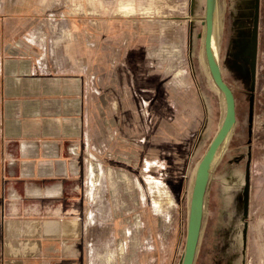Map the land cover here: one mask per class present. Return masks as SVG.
I'll list each match as a JSON object with an SVG mask.
<instances>
[{"label": "rangeland", "instance_id": "obj_1", "mask_svg": "<svg viewBox=\"0 0 264 264\" xmlns=\"http://www.w3.org/2000/svg\"><path fill=\"white\" fill-rule=\"evenodd\" d=\"M205 4L0 0V15L37 48L43 69L66 72L74 65L72 57L79 56L75 66L85 77L91 58L102 88L97 109L104 112L106 93L116 99L112 134L119 137L123 129L125 136L113 143V155L97 149L88 156L81 264L182 263L192 191L170 189L162 168L171 138L181 139L186 130L194 181L226 110L204 51ZM220 17V63L235 94L237 122L206 194L195 264H264V0H220ZM121 41L126 44L115 63ZM127 50L134 56L129 58ZM118 61L129 64L143 88L141 105L128 111L126 125L121 122L129 105L121 83L127 80L121 82ZM155 184L172 198L161 200V209L153 202L159 197Z\"/></svg>", "mask_w": 264, "mask_h": 264}, {"label": "crops", "instance_id": "obj_2", "mask_svg": "<svg viewBox=\"0 0 264 264\" xmlns=\"http://www.w3.org/2000/svg\"><path fill=\"white\" fill-rule=\"evenodd\" d=\"M9 23L0 15V264H81L88 156L97 149L113 155V143L125 136L123 129L119 137L112 134L116 99L106 93L101 113L102 88L91 58L85 77L75 66L79 56L72 57L74 65L66 72L45 70L37 48ZM125 44L115 50V63ZM118 62L121 82L127 80L121 90L129 108L120 120L126 125L128 111L141 105L143 88L134 82L129 64ZM121 64L127 69L120 72ZM115 98L121 105L123 99ZM185 131L181 139L170 137L173 144L162 168L164 183L181 193L187 187L192 191L194 182L193 149Z\"/></svg>", "mask_w": 264, "mask_h": 264}, {"label": "water", "instance_id": "obj_3", "mask_svg": "<svg viewBox=\"0 0 264 264\" xmlns=\"http://www.w3.org/2000/svg\"><path fill=\"white\" fill-rule=\"evenodd\" d=\"M219 11L220 0H206L205 15L203 17L205 22L204 51L210 75L224 96L226 110L216 135L211 140L196 168L189 205L184 254L181 264H195L204 221L206 194L216 167L214 166V158L220 145L224 141H229L237 122L235 94L223 77L217 50Z\"/></svg>", "mask_w": 264, "mask_h": 264}, {"label": "bare ground", "instance_id": "obj_4", "mask_svg": "<svg viewBox=\"0 0 264 264\" xmlns=\"http://www.w3.org/2000/svg\"><path fill=\"white\" fill-rule=\"evenodd\" d=\"M220 29H221V17H220V11H219V20H218V48H217L218 54H219V58H220V53H219V51H220V45H219ZM227 142L228 141H224L220 145V147H219V149H218V151H217V153L215 155V158H214V166L218 165V162L220 161L221 157H223L222 155H223L224 151H226L225 149H226V146L228 144ZM98 165L101 166V164L99 162H98ZM92 169H95L94 165H92ZM151 181L152 180H150V182ZM154 186H153V192H154L155 195L159 196L158 198H154V201H153L154 204H155V206L157 207V209H161V207H162L161 206V200H165L166 199L168 202H172V200H171L172 198L168 195V193L165 190L161 189V187L158 184H155ZM92 195L94 196V193H92Z\"/></svg>", "mask_w": 264, "mask_h": 264}, {"label": "built area", "instance_id": "obj_5", "mask_svg": "<svg viewBox=\"0 0 264 264\" xmlns=\"http://www.w3.org/2000/svg\"><path fill=\"white\" fill-rule=\"evenodd\" d=\"M39 62H40V63H39ZM41 62H42V60H39V59H38V63H39L40 65H41Z\"/></svg>", "mask_w": 264, "mask_h": 264}]
</instances>
